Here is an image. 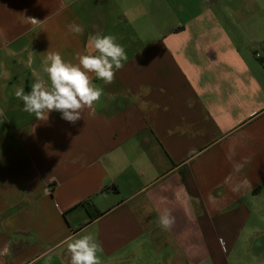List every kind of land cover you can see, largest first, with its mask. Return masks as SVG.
Listing matches in <instances>:
<instances>
[{
    "label": "crops",
    "instance_id": "0c3cea01",
    "mask_svg": "<svg viewBox=\"0 0 264 264\" xmlns=\"http://www.w3.org/2000/svg\"><path fill=\"white\" fill-rule=\"evenodd\" d=\"M97 33L128 57L100 100L23 111ZM84 235L102 264H264V0H0V264H71Z\"/></svg>",
    "mask_w": 264,
    "mask_h": 264
},
{
    "label": "clouds",
    "instance_id": "9594fccd",
    "mask_svg": "<svg viewBox=\"0 0 264 264\" xmlns=\"http://www.w3.org/2000/svg\"><path fill=\"white\" fill-rule=\"evenodd\" d=\"M69 31L83 34V27L75 22L68 25ZM90 45L95 49L94 55H79L78 64L65 62L57 52H49L43 61L48 86L41 79L32 84L25 94L23 88L15 95L23 102V111L34 114L38 120H47L52 111L61 113V118L73 125L82 118V110L91 108L100 100L102 89L92 83L91 75L103 81L105 85L114 82L115 70H120L127 61L124 48L116 43L112 35L95 34L89 37ZM174 218L168 212L159 217L158 225L169 230ZM100 245L91 235H84L68 244L71 264H102L98 252Z\"/></svg>",
    "mask_w": 264,
    "mask_h": 264
},
{
    "label": "trees",
    "instance_id": "16d2710c",
    "mask_svg": "<svg viewBox=\"0 0 264 264\" xmlns=\"http://www.w3.org/2000/svg\"><path fill=\"white\" fill-rule=\"evenodd\" d=\"M86 210L90 218L98 216L100 214V212L93 205L86 206Z\"/></svg>",
    "mask_w": 264,
    "mask_h": 264
},
{
    "label": "built area",
    "instance_id": "2783aa9c",
    "mask_svg": "<svg viewBox=\"0 0 264 264\" xmlns=\"http://www.w3.org/2000/svg\"><path fill=\"white\" fill-rule=\"evenodd\" d=\"M255 55H256V57H258L259 56V53H256ZM57 209H58V207H57ZM220 243L223 244L222 239L220 240Z\"/></svg>",
    "mask_w": 264,
    "mask_h": 264
}]
</instances>
